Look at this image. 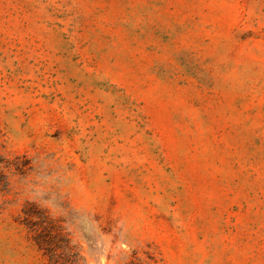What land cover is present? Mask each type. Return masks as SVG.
I'll use <instances>...</instances> for the list:
<instances>
[{
    "label": "rangeland",
    "instance_id": "rangeland-1",
    "mask_svg": "<svg viewBox=\"0 0 264 264\" xmlns=\"http://www.w3.org/2000/svg\"><path fill=\"white\" fill-rule=\"evenodd\" d=\"M0 130V264H264V0H0Z\"/></svg>",
    "mask_w": 264,
    "mask_h": 264
},
{
    "label": "trees",
    "instance_id": "trees-1",
    "mask_svg": "<svg viewBox=\"0 0 264 264\" xmlns=\"http://www.w3.org/2000/svg\"><path fill=\"white\" fill-rule=\"evenodd\" d=\"M0 130V190H7L13 177L19 176V156L4 153ZM22 223L28 229L43 255H80L64 234L59 222L47 210L35 203H27L22 209Z\"/></svg>",
    "mask_w": 264,
    "mask_h": 264
}]
</instances>
